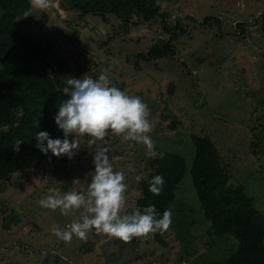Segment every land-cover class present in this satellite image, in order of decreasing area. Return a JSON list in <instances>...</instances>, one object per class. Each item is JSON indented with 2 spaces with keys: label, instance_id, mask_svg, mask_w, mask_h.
Returning a JSON list of instances; mask_svg holds the SVG:
<instances>
[{
  "label": "rangeland",
  "instance_id": "374dc122",
  "mask_svg": "<svg viewBox=\"0 0 264 264\" xmlns=\"http://www.w3.org/2000/svg\"><path fill=\"white\" fill-rule=\"evenodd\" d=\"M155 1L164 19L159 15L124 28L112 14H78L59 0L44 12L31 3L16 22L24 33L40 38L65 82L72 74L98 79L106 73L112 85L139 96L150 110L156 155L172 151L189 162V133L207 135L228 182L240 185L264 217V0ZM205 16L215 19L202 23ZM168 39L173 58L137 57ZM74 139L80 146L64 165L57 168L43 159L37 169L0 181V264H187L198 254L188 264H206L231 253L232 238L206 234L186 174L169 205L174 220L164 232L165 246L150 235L133 245L95 230L86 240H59L52 227L79 221L83 209L61 215L59 209L42 208V197L53 188L62 194L86 192L95 150L107 148L114 171L125 173L126 207H133L138 181L149 173L153 156L142 143L111 133L95 143L87 135L69 136ZM178 222L182 228L189 223L188 228L177 229Z\"/></svg>",
  "mask_w": 264,
  "mask_h": 264
},
{
  "label": "trees",
  "instance_id": "16d2710c",
  "mask_svg": "<svg viewBox=\"0 0 264 264\" xmlns=\"http://www.w3.org/2000/svg\"><path fill=\"white\" fill-rule=\"evenodd\" d=\"M59 3L82 15L104 18L112 14L123 28L128 23H144L159 15L165 18L159 13L155 0H59ZM31 7V0H0V181L28 169H37L43 159L50 160L57 168L68 160L67 156L54 157L51 152L43 154L36 147L35 134L40 131H46L51 139H64L54 117L68 97L62 93L67 84L54 69L40 38L24 33L16 22V17ZM211 18L215 19L205 16L202 23ZM170 40L152 43L137 57L145 61L173 58ZM17 111L19 115L15 114ZM175 124L172 121L170 126ZM188 137L192 145L189 162L172 151L148 158L150 171L138 181L139 195L133 207H126V211L130 214L135 207L143 209L155 205L162 216L173 203L175 189L186 174L206 234L228 236L234 242L228 256L206 264H264L263 215L254 208L251 197L240 185L228 182L229 175L221 167L217 148L208 136L191 132ZM18 141L22 143L16 151ZM156 175H162L165 180L158 196L148 190L150 180ZM176 212L180 214V209ZM188 225L182 228L178 222L176 228L185 231ZM164 232L158 231L150 237L158 245L165 246ZM139 239L146 241L148 237L133 238L130 244L135 245ZM200 256L189 259L187 264Z\"/></svg>",
  "mask_w": 264,
  "mask_h": 264
},
{
  "label": "clouds",
  "instance_id": "9594fccd",
  "mask_svg": "<svg viewBox=\"0 0 264 264\" xmlns=\"http://www.w3.org/2000/svg\"><path fill=\"white\" fill-rule=\"evenodd\" d=\"M56 0H31L34 7L42 12L52 8ZM28 16V15H26ZM62 89L64 100L58 107L54 122L63 132L64 139H51L46 131L35 134L36 147L43 154L51 152L54 157L72 158L80 144L77 139L69 141L70 135L89 136L103 141L109 133L122 136L125 141L142 143L153 156L155 142L149 135L152 125L148 119L150 110L139 96L127 94L112 85L106 73L98 79L84 75L80 79L68 78ZM46 142V143H45ZM18 141L15 150H19ZM94 173L86 192L68 191L62 194L53 188L42 197L39 204L51 211L60 210L61 215H69L74 210L83 209L81 219L73 221L65 228L54 225L52 233L66 243L73 236L86 240L90 231L103 233L124 243L133 238L148 237L156 232L167 231L172 223L171 210L160 216L155 205L141 209L135 207L126 211V177L123 171H114L107 148L95 150L93 155ZM79 181H73L78 184ZM165 184L162 175L154 176L149 182V192L158 196Z\"/></svg>",
  "mask_w": 264,
  "mask_h": 264
}]
</instances>
